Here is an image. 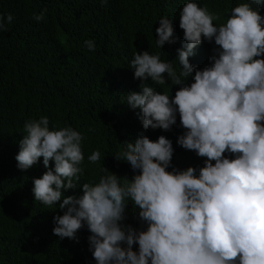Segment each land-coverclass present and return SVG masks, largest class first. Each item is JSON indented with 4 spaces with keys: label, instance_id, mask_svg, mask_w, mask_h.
<instances>
[{
    "label": "clouds",
    "instance_id": "clouds-1",
    "mask_svg": "<svg viewBox=\"0 0 264 264\" xmlns=\"http://www.w3.org/2000/svg\"><path fill=\"white\" fill-rule=\"evenodd\" d=\"M262 4L246 0L222 21L220 14L188 0L179 5L177 22L160 16L155 43L159 49L173 44L171 60L145 50L128 63L142 81L140 91L126 95L130 108L140 110L132 118L139 136L114 155L130 164L131 179L103 167L98 182L80 185L82 134L71 127L50 128L46 116L25 122L17 167L26 171L43 158L47 171L33 178L32 192L48 209L58 204L63 210L53 217L54 235L77 240L86 225L96 264H264ZM158 6L166 9L165 3ZM46 11L33 19L42 21ZM5 22L11 24L13 15L0 14V30ZM203 41L216 47L210 64L200 69L204 52L197 46ZM84 43L95 51L94 40ZM149 78L160 87L173 85L174 96L145 83ZM177 113L184 132L176 143L204 158L199 168L172 166V141L148 137V129L171 130ZM87 159L98 163L100 151ZM78 186L82 195H63L62 190ZM126 206L129 224L124 226Z\"/></svg>",
    "mask_w": 264,
    "mask_h": 264
},
{
    "label": "trees",
    "instance_id": "trees-1",
    "mask_svg": "<svg viewBox=\"0 0 264 264\" xmlns=\"http://www.w3.org/2000/svg\"><path fill=\"white\" fill-rule=\"evenodd\" d=\"M187 2L0 0V14L13 15V22H5L6 28L0 30V264H96L89 250L87 226L78 231L77 240L60 239L53 234V217L62 215L63 210L58 204L48 209L34 200L33 178L41 177L47 169L42 157L26 171L17 167L15 157L24 135L23 126L46 116L50 128L71 127L82 134L85 159L80 185L98 182L105 174L103 167L131 179L134 172L130 164L117 161L114 155L124 149L125 141L134 142L139 136L132 118H138L140 110L130 108L126 95L140 91L142 81L134 78L128 63L135 52L145 50L159 52L161 60H171L173 44L157 48L155 29L161 15L177 22L182 10L179 5L183 7ZM194 2L220 14L223 21L233 7L246 0ZM164 3L166 9H160L158 5ZM44 9L45 18L34 20L33 15ZM260 11L264 15V4ZM88 39L94 40L95 51L85 46ZM197 47L204 52L203 69L210 64L209 56L216 46L214 41H203ZM144 82L174 96L173 85L160 87L150 78ZM183 132L177 113L171 130L148 129V137L156 140L164 135L172 141V166H203L204 158L176 143ZM96 150L101 160L91 164L87 157ZM50 166L54 167V161ZM62 191L64 196L82 195L79 186ZM128 205L135 222L142 225L131 202ZM129 213L126 206L121 225L129 224ZM133 248L138 250V245Z\"/></svg>",
    "mask_w": 264,
    "mask_h": 264
}]
</instances>
